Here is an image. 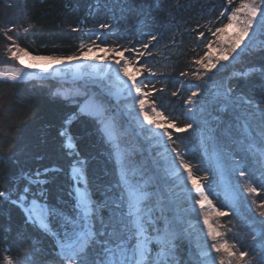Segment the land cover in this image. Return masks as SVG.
<instances>
[{"label":"trees","instance_id":"16d2710c","mask_svg":"<svg viewBox=\"0 0 264 264\" xmlns=\"http://www.w3.org/2000/svg\"><path fill=\"white\" fill-rule=\"evenodd\" d=\"M240 2L0 0V69L10 62L7 48L12 41L4 36L8 28L12 29L8 35L16 45L33 55H70L82 44L91 45L92 40L118 51L135 47L145 52L142 44L148 43L150 37L155 35L156 40L139 58L141 64H146L156 73L150 76L142 70L144 77L147 76L151 82L148 87L151 88L154 83L156 89H163L155 91L149 99L155 101V106L178 126L189 122L193 124V129L186 132L177 133L173 128L169 133L174 139L183 141L179 148L184 151L186 160L192 163L196 176H208V181L204 183L212 182L217 194L210 198L219 210L229 209L219 194L216 173L211 163L203 157L205 149L219 152V156L227 158L224 161L226 166L232 160L249 173L243 179L258 190L252 198L261 204L264 203V168L258 163V155L248 149L247 142L241 141L243 133L236 113L230 107L218 104L216 93L232 90L254 103L264 98V75L261 74L264 69V32L260 35V41L244 50L232 64L210 72L201 68L199 74L204 78H194L198 66L193 61L206 56L208 42L213 43L217 37L212 36L211 32L222 23H228L227 15ZM225 9L227 12L221 17L220 13ZM100 24L108 27L100 28ZM73 28L77 31H73ZM149 52L151 55L147 54ZM124 55L126 58L134 57L131 51ZM182 72L188 75L181 76ZM56 88V83L51 80H0V190L9 191L12 199L18 198L25 186L30 187L34 194L38 188L30 185L27 177H34L37 171L43 172L45 168H55L58 171L50 173L48 183L42 186L47 196L46 202L71 213L73 200L68 173L73 157L68 155L64 138L59 132L75 108L51 95ZM178 89L177 95L173 96V91ZM193 90L198 92L195 99L200 101L201 111L196 112L195 119L189 121L185 118L189 107L185 100ZM261 109L264 110V104ZM258 123L256 119L251 120V134L257 144ZM99 129L100 125L92 117L70 118L69 130L76 144L75 150L86 161L85 167L93 189L114 184L117 180L112 145ZM228 174L236 182V177L229 171ZM241 214L230 213L223 218L248 230L253 218L259 220V215L252 211L241 209ZM50 222L58 231V224L54 220ZM256 240L261 246L264 244V236ZM176 244L178 259L182 264H187L190 259L195 264L197 257L191 252L189 243L179 240ZM236 246L249 251L241 249L243 243L237 242ZM249 248L257 250L258 245L253 243ZM5 257H9L13 264H62L51 235L26 222L24 213L10 201H0V264H6ZM243 264L249 262L245 260Z\"/></svg>","mask_w":264,"mask_h":264},{"label":"snow or ice","instance_id":"6c2138e0","mask_svg":"<svg viewBox=\"0 0 264 264\" xmlns=\"http://www.w3.org/2000/svg\"><path fill=\"white\" fill-rule=\"evenodd\" d=\"M228 3L231 4L232 0H228ZM226 12L227 9L222 11L220 16H225ZM227 20V24L222 23V26L211 32V35L215 37L220 34L222 36L227 28L234 26L237 29L236 35L228 42L229 48L222 52L215 62L211 60L210 55L212 42H208V62H204L205 57L193 61L198 66L194 74L196 80L204 78L199 74V69L202 68L205 72L212 71L221 61H227L233 53H237V49L242 44L247 47L245 38H250V34L255 33L257 27L264 30V0H242L240 5L227 15ZM99 27L107 28L108 25L100 24ZM72 30L77 31L75 28ZM10 31H12L11 28L4 31L6 39L12 41L7 52L9 58L19 61L22 67L0 69V80L23 81L30 74L24 71L25 68L40 69L45 73L56 75L71 73L79 79L87 77L83 87L77 89L74 95L61 96L57 92H51V95L74 106L75 111L71 113V117H92L100 125L99 130L104 137L112 144L111 154L115 161L117 180L114 184L93 189L85 167L86 161L82 160L78 151L75 150L76 144L69 130L71 117L64 121L59 135L64 138L63 144L68 155L73 157L68 173L73 200L71 213L50 206L40 199L44 195L42 186L48 183V175L58 171L55 168H45L43 172L37 171L34 177H27L28 183L38 188L30 201L25 195L30 191L27 186L23 188V194L19 195L18 199H12L9 191L0 190V201H10L17 205L25 213L26 222L37 226L44 234L51 235L58 248L62 264H182L178 259L176 241L177 239H189L191 242L193 238V226L191 224L187 227L183 226L182 217H178L175 211L171 210V201L165 203L161 198L155 205L149 203L153 193L146 190L148 180L145 179L144 173L140 171L136 163L129 160L125 151L120 147L116 128L114 126L110 128L108 122L103 118L107 111L105 108V104L108 102L106 98L122 94L125 91L128 93L127 98L132 99L134 106L139 108V113L136 114L138 125L139 116H143L144 121L150 125L149 128L141 126V134L145 135L147 140L155 142L156 146L163 148V151L158 155L164 160L166 167L157 162L158 168L164 170L162 178L174 182L176 187H180L185 192L186 199L191 202V211L194 213L196 206L203 210L207 205L213 209L217 217L228 216L230 213L235 214L234 204L229 207L228 211H221L213 205V201L209 197L217 193L212 188V182L204 183L208 181V176H194L192 163L186 160L184 151L179 148L183 141L174 139L168 132V128H174L175 132L183 133L193 129V124L189 122L181 127L175 122L169 121L167 127H164L158 121L149 119L146 110L148 98L155 91H163V89H156L155 84L152 83L148 91L143 90L148 88L151 82L148 81L147 76L143 80L138 79V75L147 72L150 76H155L156 73L146 64H141L139 58L146 54L151 42L156 40L155 35L150 37L148 43L142 44L145 52H141L135 47L118 51L116 48L101 47L96 43V40H92L91 45L82 44L76 52L70 55L57 56L31 55L16 45L13 38L8 35ZM200 35L203 36V33ZM96 39L99 40L100 37L97 36ZM85 47H87V51L84 50ZM93 48L105 55H93ZM129 51L134 53L133 58L125 57L124 53ZM109 52L115 53L111 59L107 56ZM147 54L151 55L150 52ZM24 58L38 63L26 64ZM137 65L140 66L137 67ZM130 68H134L135 71H131ZM87 69H91V71H86ZM261 74L264 75V69ZM187 75V72L181 73V76ZM180 83L183 87V82ZM114 87L118 88V93L112 91ZM178 91L179 89L173 91L172 95H177ZM197 96L198 92L193 90L191 96L185 100L189 106L185 118L189 121L195 119L196 112L201 111L200 101L195 99ZM216 97L218 104L230 107L236 113L243 133L241 141L247 142L248 149L258 155V163L264 168V110L261 109L264 98L254 103L250 98L237 95L232 90L217 91ZM151 103L154 115L167 120L163 112L157 111L155 101ZM252 119L259 122L258 129L261 138L259 144L255 142V137L251 134ZM169 145H177V147L169 148ZM218 171L223 179L226 167H218ZM232 172L238 173L242 180L249 175L238 164L233 166ZM228 183L230 185L231 181ZM235 183L238 186L240 181ZM184 185H191V191L184 188ZM247 190L251 193L258 191L254 187H248ZM157 191L162 190L157 189ZM240 195L238 191L232 190L231 201L238 200ZM228 198L226 193V199ZM258 206L264 208V203ZM166 209L171 210V214ZM258 215L261 219L253 218L251 220L253 239L264 236V211H260ZM53 220L59 226L58 231L53 228L50 222ZM202 220L207 228V236L212 243L209 246L207 242H201L202 236L195 237V246L199 250L200 257L195 264H226L225 254L228 264H232L233 260L235 264H243L248 252L238 249L236 243L230 245L227 240L221 242L218 238L223 234L212 227L207 214L202 215ZM261 247L264 249V244ZM211 253H216L217 256L213 257ZM5 261L6 264H13L9 257H5ZM187 264H193L192 260L190 259Z\"/></svg>","mask_w":264,"mask_h":264},{"label":"rangeland","instance_id":"374dc122","mask_svg":"<svg viewBox=\"0 0 264 264\" xmlns=\"http://www.w3.org/2000/svg\"><path fill=\"white\" fill-rule=\"evenodd\" d=\"M236 31L237 29L234 26L232 28H227L222 36H220V34H217V37L219 38L216 37V39L212 43L211 53H210L211 60L213 62L216 61L217 57H219L222 52L226 51L229 48L228 42L236 35ZM263 32L264 30L257 27L256 32L250 34V38H245V43L247 47H245V45L242 44L241 47L237 49L238 55L237 53H233L227 61H221L220 64L217 65V68L222 67L223 65L232 64L244 50L257 44L260 41V35ZM98 44H100L101 47H108L102 45L101 43ZM85 51H87V47L85 48ZM92 54L96 56L105 55V53L100 52L96 48H93ZM208 54H209V49H208V53L205 56V60H204L205 63L208 62ZM113 55H115V53L112 52L107 53L109 59H111ZM24 59H25V63H38L36 61L28 60L27 58ZM20 67L22 66L19 64V61H14L10 59V62L5 66H3L1 69H15ZM130 70L135 71L134 68H130ZM24 71L30 73L28 78L25 80L36 79L40 81L51 80L55 82L57 85L55 91L59 93L61 96L74 95L77 89L83 87L85 79H88L87 77H85L84 79L76 78L71 73H69L68 75H63V74L56 75L54 73H45L40 69L29 70L25 68ZM86 71H91V69H87ZM143 78H144V73L142 75H138V79L143 80ZM149 88L150 87L145 88L143 90L148 91ZM112 91L114 93H118L119 90L118 88L114 87ZM127 97H128V93L126 91L123 92L122 94L112 95L111 97H108L110 98V100L107 98L108 102L105 104V108L107 111L103 118L108 122V126L110 128L113 126L116 128L117 140L120 147L125 151V154L127 155L128 159L136 163L140 171L144 173L145 179L148 180L146 190L150 193H153V195L150 197L149 203L155 205L157 200L161 198L164 199L165 203L171 201V210H174L178 217H182L183 226L187 227L189 224L193 226L192 229L193 238L191 239V242L189 241V239H177V241L182 240L188 242L191 252L193 251L195 257H197V260H199L200 259L199 250L195 246V237L202 236L201 242L202 243L207 242L209 246L212 243V241L207 236V228L204 226L202 220V215L207 214L209 216V220L212 227L214 229L219 230L223 234L221 237L218 238L221 242L227 240L230 245L232 243L237 244V242L243 243L241 249L249 250L248 256L245 258V260L249 262V264L250 263L264 264V249H262L261 245L257 242L256 239H253V236L251 234L252 232L251 227L249 228V230L246 228L241 229L237 224H235V222L234 223L230 222V220L224 219L223 217H217L213 209L207 205L203 210L200 209L198 206H196L195 212L193 213L190 208L191 202L186 199L185 192L182 191L180 187H176L174 182L167 181L162 178L164 176V170L163 168H158L157 162H159L160 165H165L164 160L158 155L159 152L163 151V148L156 146L155 142L147 140L145 138V135H142L143 138L139 139V135L141 134V130H140L141 126L143 128H149L150 125H148V123L144 121L143 116H139V125H138L136 114L139 113V108L138 106H134V101ZM148 100L149 102L146 103V110L149 115V119L156 120L159 123H161L164 127H167V124L170 121L169 118L166 115H164L165 117H167V120H163L160 117L155 116L154 113L152 112V103L149 98ZM156 109L157 111H160L157 107ZM131 112H132L131 116L133 122L136 125L135 129H133L130 126V122L128 120H126L127 123L124 121L125 117H128V115ZM170 129L173 128H168V132ZM258 137L260 142L261 138L259 135ZM165 142H166V138H165ZM255 142L257 143L256 139ZM172 147H174V145H169V148ZM202 154L204 159L211 163L212 169L216 173L217 184L219 187V194L221 195V198L223 199L228 209L230 206L234 204V211L239 213L240 215H242L241 209L245 212L252 211L257 215L260 211H264V208H260L258 206L259 203L255 202L254 199L252 198L253 193L247 190L248 187H251L249 181L244 179L242 180L241 177L238 175V173L232 172L233 166L237 164L232 163L231 162L232 160H230L227 164L229 166H226L224 164V161L227 158L223 156H219L220 155L219 152H215L211 150L209 151L205 149V151H203ZM151 163L153 165H151ZM218 167H226V171L223 179L221 178L220 171H218ZM192 171L194 173V176H196L197 175L196 170L192 168ZM228 171L231 172L234 175V177H236L235 178L236 181H240V184L238 186H236V183L234 182V180H232V177L229 176ZM159 172L161 173V175L158 174ZM229 181H231L230 185L228 183ZM183 187L186 188L188 191H191V185H184ZM157 189H160L162 191H157ZM232 190L238 191L241 194L240 198L234 202L231 201ZM226 193L228 194L229 197L228 199H226ZM30 194L31 191H29L28 198L30 197ZM209 199L211 198L209 197ZM213 205L216 206L214 202ZM171 210L166 209V211H169V214H171ZM259 219L261 218L259 217ZM249 224L251 225V222H249ZM253 243L258 245V248H256L257 250H254L253 248H249L253 246ZM211 255L213 257L217 256L216 253H211ZM252 259L254 260L252 261ZM260 260L261 262L259 263L258 261ZM225 261L226 264H228V258L226 254H225ZM232 264H235L234 260L232 261Z\"/></svg>","mask_w":264,"mask_h":264},{"label":"bare ground","instance_id":"6f19581e","mask_svg":"<svg viewBox=\"0 0 264 264\" xmlns=\"http://www.w3.org/2000/svg\"><path fill=\"white\" fill-rule=\"evenodd\" d=\"M40 63H42V62H40ZM27 64V63H26ZM107 99V98H106ZM109 100H110V98H108ZM131 114H132V112L128 115V117H125V119H124V121L126 122V120H128L129 122H130V126L133 128V129H135L136 128V125L134 124V122H133V119H132V116H131ZM127 123V122H126ZM143 138V136H142V134H140L139 135V139H142ZM151 165H153L152 163H151ZM159 175H161V173L159 172L158 173ZM30 188V187H29ZM31 191V190H30ZM21 194H23V192L21 193ZM20 194V195H21ZM28 194H29V192L27 193V194H25L26 196H27V198H28ZM33 198V194H32V192H31V194H30V197L28 198V200L30 201L31 199ZM15 199H18V198H15ZM42 201H44V202H46V199H47V196H46V194L44 193V195H43V197H41L40 198ZM17 206V205H16ZM18 207V206H17ZM21 210V209H20ZM22 211V210H21ZM24 215H25V213H24ZM25 218H26V216H25ZM31 224V223H30Z\"/></svg>","mask_w":264,"mask_h":264}]
</instances>
